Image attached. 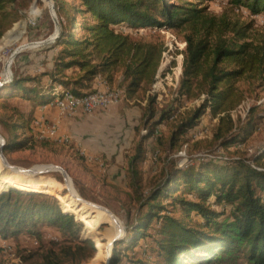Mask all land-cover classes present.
<instances>
[{
    "label": "trees",
    "instance_id": "1",
    "mask_svg": "<svg viewBox=\"0 0 264 264\" xmlns=\"http://www.w3.org/2000/svg\"><path fill=\"white\" fill-rule=\"evenodd\" d=\"M56 1L63 22L52 47L56 49L53 68L39 76L15 79L8 89L17 92L11 96L47 106L58 95L56 86L76 96L86 95L96 90L93 84L98 76L112 82L117 69L122 71L121 85H127L133 94L157 80L167 47L162 40L134 38L119 28L137 32L178 28L184 30L186 43L182 76L178 97L169 110L162 111L161 122L174 115L185 102L202 100V103L179 112L181 121L172 144L176 145L186 131L195 127L208 108L218 120L210 142L216 147L230 149L260 126L261 116H249L246 123L239 125L232 115L250 92L264 89V35L252 39L251 23H244L226 11L211 12L200 4L202 0H78V4ZM30 2L0 0V39L22 18ZM228 2L237 8H247L252 15L264 13V0ZM44 77L50 79L47 88L29 86L40 83ZM150 115L155 116L154 109ZM157 125L156 122L151 127L149 137ZM28 127L16 122L10 132L30 130ZM30 139L9 138L6 147L24 145ZM145 152L141 143L132 165L142 160ZM263 159L264 155L255 156L256 166L247 159L210 160L184 168L173 163L163 183L148 195L144 203L148 209L142 211L129 230L133 240L126 246L135 249L138 240L150 236L146 231L157 219L156 232L160 237L156 238L154 250L157 258L155 261L132 258L130 263L224 264L234 263L241 256L249 264H264ZM20 182L21 177L11 183L0 174V188L12 186L0 190V234L15 236L25 231L32 233L38 224L51 225L62 234V244L46 250L37 264H75L92 258L95 245L80 236L84 221L88 227L89 224L67 211L74 209L75 204L70 200L61 204L55 196L42 194L47 190L55 193L50 187L31 190L32 185L28 184L17 188ZM162 198L172 201L164 204ZM221 203L230 207L229 212L215 209ZM177 208L182 216H176ZM193 212L203 221L193 220ZM124 243V240L118 242ZM119 255L121 252L115 251L109 264H123Z\"/></svg>",
    "mask_w": 264,
    "mask_h": 264
},
{
    "label": "rangeland",
    "instance_id": "2",
    "mask_svg": "<svg viewBox=\"0 0 264 264\" xmlns=\"http://www.w3.org/2000/svg\"><path fill=\"white\" fill-rule=\"evenodd\" d=\"M68 1L79 3L78 0ZM200 4L211 12L221 14L226 11L244 23H251L252 39L264 35V13L252 15L247 8L234 7L228 0H202ZM62 22L56 0H31L22 18L0 39V149L5 144L4 156L0 152V174L9 182L21 177V186L17 188H25L28 184L32 185L31 190L50 187L55 193L47 190L42 194L55 196L61 204L67 200L75 204L74 209L67 211L74 213L77 220L86 219L89 227L84 221L80 236L96 247L92 258L75 264H109L117 250L121 252L119 256L123 264H132L129 261L132 258L155 261L156 238H160L156 232L159 226L157 219L146 231L150 236L138 240L135 249L126 248L133 240L129 230L142 211L148 209L144 205L148 195L163 183L173 163L184 168L210 160L247 159L256 166L253 158L264 155V89L250 92L247 99L232 111L239 125L246 123L249 116L263 118L260 126L237 145L223 149L210 144L218 120L209 108L198 124L173 145L172 138L181 121L179 112L202 103V100L185 102L174 115L161 122L162 111L169 110L178 97L186 48L185 32L178 28L137 32L120 27L134 38L165 42L167 49L154 84L130 94L127 85H121L120 69L115 72L112 82L103 75L98 76L93 89L97 90L108 82V85L121 89L124 96L110 108L92 113L81 108L63 110L54 104L57 96L47 106L11 96L17 92L16 89H8L15 79L39 76L53 68L52 58L56 49L52 47L60 36ZM49 84L50 79L44 77L40 83H29V86L42 89ZM62 90L65 89L56 86V92L61 93ZM153 109L155 116L151 118ZM38 121L43 122L44 129L39 128ZM16 122L27 124L30 130L24 128L11 133L10 128ZM156 122V130L149 137ZM53 124L58 127L56 136L47 133V127ZM9 138L19 141L31 139L29 143L12 145L7 149ZM141 143L146 148L145 157L134 166L132 162ZM9 187L12 186L5 185L0 190ZM187 197L195 198L192 195ZM171 201L170 198H162L164 204ZM214 207L225 212L230 209L222 203ZM175 214L182 216L179 208ZM191 218L203 221L194 212ZM62 240L63 236L56 228L42 224L33 228L32 233L0 234V264H37L46 250L62 244ZM123 240L124 244H118ZM224 264L249 263L240 256L234 263Z\"/></svg>",
    "mask_w": 264,
    "mask_h": 264
},
{
    "label": "built area",
    "instance_id": "3",
    "mask_svg": "<svg viewBox=\"0 0 264 264\" xmlns=\"http://www.w3.org/2000/svg\"><path fill=\"white\" fill-rule=\"evenodd\" d=\"M103 85V89H97L94 92L82 96H76L68 90H62L61 93L58 91L54 104L63 110L67 108L69 110L81 108L84 112L92 113L98 109L110 108L123 99L124 94L121 89L108 85V82H104ZM37 123L40 129H44L43 122L38 121ZM47 133L50 136H56L58 127L55 124L48 126Z\"/></svg>",
    "mask_w": 264,
    "mask_h": 264
},
{
    "label": "water",
    "instance_id": "4",
    "mask_svg": "<svg viewBox=\"0 0 264 264\" xmlns=\"http://www.w3.org/2000/svg\"><path fill=\"white\" fill-rule=\"evenodd\" d=\"M4 148H5V144H3L2 148L0 149L1 155L4 156Z\"/></svg>",
    "mask_w": 264,
    "mask_h": 264
},
{
    "label": "bare ground",
    "instance_id": "5",
    "mask_svg": "<svg viewBox=\"0 0 264 264\" xmlns=\"http://www.w3.org/2000/svg\"><path fill=\"white\" fill-rule=\"evenodd\" d=\"M11 35V34H10ZM9 36V35H8ZM18 176H20L19 174H18ZM15 182V179H13V180H11V183H14Z\"/></svg>",
    "mask_w": 264,
    "mask_h": 264
},
{
    "label": "crops",
    "instance_id": "6",
    "mask_svg": "<svg viewBox=\"0 0 264 264\" xmlns=\"http://www.w3.org/2000/svg\"><path fill=\"white\" fill-rule=\"evenodd\" d=\"M96 84H97V82H96ZM103 88H104V85L103 86L101 85V88H99V89H103Z\"/></svg>",
    "mask_w": 264,
    "mask_h": 264
}]
</instances>
